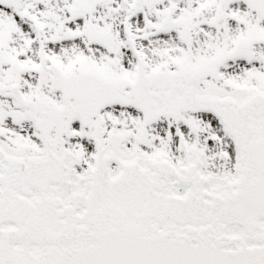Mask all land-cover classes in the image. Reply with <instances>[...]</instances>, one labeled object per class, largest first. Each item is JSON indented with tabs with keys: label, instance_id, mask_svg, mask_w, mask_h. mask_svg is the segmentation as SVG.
Masks as SVG:
<instances>
[{
	"label": "snow or ice",
	"instance_id": "obj_1",
	"mask_svg": "<svg viewBox=\"0 0 264 264\" xmlns=\"http://www.w3.org/2000/svg\"><path fill=\"white\" fill-rule=\"evenodd\" d=\"M0 264H264V0H0Z\"/></svg>",
	"mask_w": 264,
	"mask_h": 264
}]
</instances>
